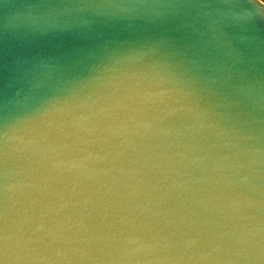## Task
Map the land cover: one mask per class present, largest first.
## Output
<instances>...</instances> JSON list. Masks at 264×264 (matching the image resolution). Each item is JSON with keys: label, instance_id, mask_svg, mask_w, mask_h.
I'll use <instances>...</instances> for the list:
<instances>
[{"label": "water", "instance_id": "water-1", "mask_svg": "<svg viewBox=\"0 0 264 264\" xmlns=\"http://www.w3.org/2000/svg\"><path fill=\"white\" fill-rule=\"evenodd\" d=\"M0 264H264V4L0 0Z\"/></svg>", "mask_w": 264, "mask_h": 264}, {"label": "snow or ice", "instance_id": "snow-or-ice-1", "mask_svg": "<svg viewBox=\"0 0 264 264\" xmlns=\"http://www.w3.org/2000/svg\"><path fill=\"white\" fill-rule=\"evenodd\" d=\"M260 2H261L262 4H264V0H260Z\"/></svg>", "mask_w": 264, "mask_h": 264}]
</instances>
